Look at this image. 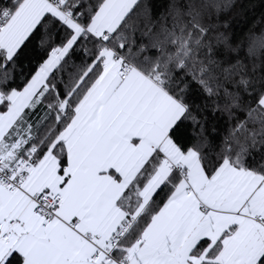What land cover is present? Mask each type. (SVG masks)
I'll return each instance as SVG.
<instances>
[{"label": "snow or ice", "instance_id": "obj_1", "mask_svg": "<svg viewBox=\"0 0 264 264\" xmlns=\"http://www.w3.org/2000/svg\"><path fill=\"white\" fill-rule=\"evenodd\" d=\"M255 8L0 0V264H264Z\"/></svg>", "mask_w": 264, "mask_h": 264}, {"label": "trees", "instance_id": "obj_2", "mask_svg": "<svg viewBox=\"0 0 264 264\" xmlns=\"http://www.w3.org/2000/svg\"><path fill=\"white\" fill-rule=\"evenodd\" d=\"M238 8L246 7L249 4L256 5L255 11H264V8H261L260 6L264 4V0H236ZM251 15V13H249Z\"/></svg>", "mask_w": 264, "mask_h": 264}]
</instances>
